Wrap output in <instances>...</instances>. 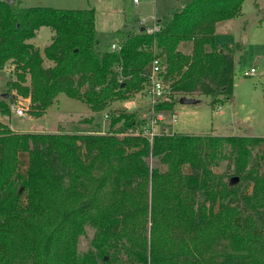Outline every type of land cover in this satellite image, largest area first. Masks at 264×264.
<instances>
[{
	"label": "trees",
	"instance_id": "obj_1",
	"mask_svg": "<svg viewBox=\"0 0 264 264\" xmlns=\"http://www.w3.org/2000/svg\"><path fill=\"white\" fill-rule=\"evenodd\" d=\"M245 1L190 0L156 33L115 31L118 52L102 48L95 10L0 1V70L13 66L8 87L30 99L36 118L60 94L102 113L143 90L156 58L172 90L158 111L198 91L212 105L231 101L236 62L217 43L216 25L238 18ZM42 27L53 32L43 55L29 43ZM5 102L0 111L9 113ZM112 119L121 127L107 134L15 133L0 121V264H264V137L175 133L151 144L117 136L136 126L134 113ZM23 153L30 160L22 173ZM225 159L230 178L255 182L263 197L216 175ZM89 224L98 253L80 256ZM220 239L242 254L220 261Z\"/></svg>",
	"mask_w": 264,
	"mask_h": 264
},
{
	"label": "rangeland",
	"instance_id": "obj_2",
	"mask_svg": "<svg viewBox=\"0 0 264 264\" xmlns=\"http://www.w3.org/2000/svg\"><path fill=\"white\" fill-rule=\"evenodd\" d=\"M9 2L10 0H0ZM12 1V0H11ZM18 2V0H13ZM29 7L42 6L65 10H95L96 29L98 38L103 49L108 44L118 42L113 39V33L118 30H128L135 33L155 28H162L171 20L172 16L180 12L190 0H21ZM12 3V2H11ZM244 15L236 22H227L219 27V42L233 43L227 45L229 51L236 55V71L234 83V96L231 101L212 105V97L205 96L201 92L187 94L188 100H198L196 104L175 105L173 110H162L166 114L167 123L170 114L176 112L179 115L177 124L163 125L168 128L169 133L185 134L195 137H264V0H246L243 5ZM42 31L34 42V45L45 48L49 45V28ZM238 42V43H236ZM119 43V42H118ZM224 45V44H221ZM191 51V45H187ZM49 65V64H48ZM252 68L257 73L251 77H245L244 72ZM11 69L0 70V103L5 99L4 95L12 93V97L5 99L10 106L12 102L23 104L24 98L17 95L8 87V82L14 80ZM144 89V88H143ZM14 92V93H13ZM15 96V97H14ZM178 96H183L179 94ZM27 100V99H26ZM31 102V101H30ZM149 98L145 97L143 90L131 95L127 100L112 103L104 112L88 117L90 110L88 106L79 101L60 94L58 100L53 103L43 117L32 116L30 106L26 107L25 115L20 117L14 113L0 111V119L11 126L15 133H51V132H74L107 134L110 131L120 129L121 125H113L114 113H134L137 120L148 116ZM221 107L219 112L218 109ZM109 115L106 118L105 115ZM9 123V125H8ZM58 124V126H55ZM54 125V126H53ZM53 126V127H52ZM17 130V131H16ZM21 130V131H18ZM28 131V132H24ZM128 132V131H127ZM119 133L117 136L123 138L129 136ZM130 137V136H129ZM29 154H21V172H25L29 165ZM149 165L154 168L158 165L156 159H150ZM229 159L219 162L214 168L216 175L224 181H232L233 184L241 185V190L247 187L251 195L256 194L255 182L244 184L237 178L233 181L229 174ZM184 172L191 173L190 167H185ZM264 189V184L259 190ZM257 190V191H259ZM242 198V197H241ZM256 198L251 201L250 207H257ZM96 229L89 224L79 240L80 256L88 253H98L95 247ZM216 253L220 261L225 255L239 256L242 251L229 240L220 239L217 243ZM245 254V253H244ZM100 264H104L100 262Z\"/></svg>",
	"mask_w": 264,
	"mask_h": 264
},
{
	"label": "built area",
	"instance_id": "obj_3",
	"mask_svg": "<svg viewBox=\"0 0 264 264\" xmlns=\"http://www.w3.org/2000/svg\"><path fill=\"white\" fill-rule=\"evenodd\" d=\"M137 2V0H135ZM161 28L156 26L155 28L148 30L149 34L156 33ZM112 52H118L121 50V45L118 42H113L111 45ZM166 66L162 59L156 58L152 61L151 66L147 72V82L144 86L143 93L145 97L149 98V111L148 116H143L137 120L135 127L128 130L127 134L130 137H140L146 139L151 144L157 137L162 136H171L172 133H169V129L163 128V125L172 124L174 126L177 124L179 115L176 112L170 114V121L167 123V117L164 111H158L157 107L165 102H168L172 97V90L168 84L166 77ZM257 73L255 68H252L249 71L244 72L245 77H251ZM12 113L22 117L25 115V109L23 104L18 102H12L9 106ZM221 110V107L217 112ZM106 118H109V115H105Z\"/></svg>",
	"mask_w": 264,
	"mask_h": 264
},
{
	"label": "crops",
	"instance_id": "obj_4",
	"mask_svg": "<svg viewBox=\"0 0 264 264\" xmlns=\"http://www.w3.org/2000/svg\"><path fill=\"white\" fill-rule=\"evenodd\" d=\"M9 2H11V0L9 1ZM12 2H16V1H13L12 0ZM18 2L19 3H21L22 4V6H24V7H29L27 4H26V2L25 1H21V0H18ZM17 3V2H16ZM35 7H38V6H35ZM244 15V13H243V10H242V13H241V15L238 17V18H235V19H232V20H228V21H224V22H220V23H218L217 25H216V41H217V43L218 44H229V45H231V46H234V44L233 43H228V42H226V41H224V42H219V40H218V36H219V27L222 25V24H224V23H227V22H236L237 20H239L242 16ZM46 28H49V27H42V28H40L38 31H37V34H36V37L34 38V39H36L39 35H40V33L42 32V31H45V30H47ZM50 29V28H49ZM51 30V29H50ZM46 35H48V39H49V45L51 44V42H52V37H53V32H52V30L51 31H49L48 33H45ZM33 39V40H34ZM30 44H33L34 45V42H29ZM236 43H238V42H236ZM48 45V46H49ZM37 49H39L40 50V52L42 53V55H43V52H44V50H45V48H47L48 46H46L45 48H42V47H39V46H36V45H34ZM234 56H236L235 54H234ZM235 62H236V60H235ZM49 64V65H48ZM236 64V63H235ZM45 66L46 67H51V66H53V64L51 63V62H46L45 63ZM11 69L12 70V73H13V66L12 65H8L5 69ZM236 68V67H235ZM236 70V69H235ZM12 75H14V74H12ZM12 81V80H11ZM9 83V82H8ZM14 93V92H13ZM15 97V96H14ZM59 97V96H58ZM58 97H57V99L55 100V102L58 100ZM5 100V99H4ZM54 102V103H55ZM11 104V103H10ZM23 104H24V106H26V107H29L30 106V99H24L23 100ZM88 109L90 110V108L88 107ZM48 112H46V114H47ZM46 114H44V116L46 115ZM97 113H94V112H92V110H90V113H89V116L88 117H92L93 115H96ZM43 117V116H42ZM1 120V119H0ZM2 121V120H1ZM4 124H7V123H5L4 121H2ZM8 125H9V123H8ZM54 126V125H53ZM52 126V127H53ZM55 126H58V124H56ZM9 127L12 129V130H14L15 131V129H13L10 125H9ZM59 127V126H58ZM17 131V130H16ZM18 131H21V130H18ZM24 132H28V131H24Z\"/></svg>",
	"mask_w": 264,
	"mask_h": 264
},
{
	"label": "water",
	"instance_id": "obj_5",
	"mask_svg": "<svg viewBox=\"0 0 264 264\" xmlns=\"http://www.w3.org/2000/svg\"><path fill=\"white\" fill-rule=\"evenodd\" d=\"M144 31H145V29L143 28L142 32H144ZM4 98L8 99L9 98V94H5ZM180 103H182V104H196V101L195 100H188V99H181Z\"/></svg>",
	"mask_w": 264,
	"mask_h": 264
}]
</instances>
